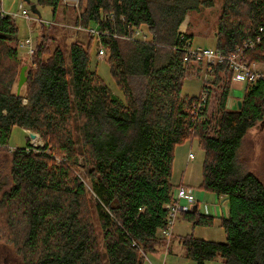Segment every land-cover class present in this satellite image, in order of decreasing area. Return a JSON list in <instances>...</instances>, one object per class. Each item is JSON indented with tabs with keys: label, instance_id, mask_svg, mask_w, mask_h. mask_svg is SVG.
Instances as JSON below:
<instances>
[{
	"label": "trees",
	"instance_id": "1",
	"mask_svg": "<svg viewBox=\"0 0 264 264\" xmlns=\"http://www.w3.org/2000/svg\"><path fill=\"white\" fill-rule=\"evenodd\" d=\"M60 2L35 4L54 13ZM78 2L77 22L98 28L97 43L107 51L104 60L121 97L90 67L92 38L70 43L69 66L60 47L36 39L16 93L18 29L10 16H0L1 147L14 126L36 132L43 142L10 150L11 185L0 207L18 264H146V254L163 241L174 147L192 138L205 153L202 187L226 198L227 215L220 221L224 242L184 236L185 256L196 264L215 257L224 264H264V182L237 161L247 131L257 122L264 126V80L246 86L241 106L228 109L233 71L220 62L211 68L204 104L196 107L201 92L182 93L187 68L203 70L204 64L184 60L192 35L179 27L188 11L211 2ZM142 25L150 39L121 44L119 38H131ZM214 36V49L223 54L260 36L242 57L264 70V0H224ZM211 96L215 105L208 112ZM79 153L85 179L77 172ZM184 215L212 222L197 210Z\"/></svg>",
	"mask_w": 264,
	"mask_h": 264
},
{
	"label": "rangeland",
	"instance_id": "2",
	"mask_svg": "<svg viewBox=\"0 0 264 264\" xmlns=\"http://www.w3.org/2000/svg\"><path fill=\"white\" fill-rule=\"evenodd\" d=\"M211 2V5L205 7L200 6L196 11H188L182 21L179 31L186 32L192 35L191 48H214L216 25L218 17L221 13V6L224 0H203ZM0 9L13 17L12 14L19 13L22 5L23 8L29 11L32 18H39L43 24L33 20L30 24V31L27 21L21 17H13L15 25L18 29L19 41L24 40L30 36L33 45H36V39L43 38L45 42L52 43L53 47L58 46L63 52V56L67 66L70 64L69 60V45L73 41H80L84 44L91 39L90 45V67L95 69L96 73L101 77L103 82L120 97L122 94L116 87L111 74L108 62L104 60L107 56V51L104 50V55L99 56L100 45L97 43L96 36L85 31V28L77 22V16L82 11L81 4L77 1L61 0L59 6L53 13L52 8L47 6L37 5L39 15L30 11V5L35 4L36 0H0ZM81 27V29H79ZM140 34L145 35L146 39H150V35L146 26H141L138 30ZM133 37H140L139 34H134L131 38H119L122 45L128 40H134ZM18 41V43H19ZM17 43V44H18ZM19 48V46H18ZM103 48V47H102ZM21 63L18 67L17 81L19 71L22 65L29 64V58L24 49H18ZM261 66V65H260ZM26 73V70H25ZM26 75V74H25ZM204 73L202 68L191 66L187 68V77L182 84V93L184 95L192 96L198 95L201 92L202 79ZM209 77V76H208ZM210 78V77H209ZM17 83V82H16ZM212 89V88H211ZM21 90V89H20ZM216 89L213 88V92ZM242 97L243 91L230 92L231 98ZM208 112L215 105L213 96L208 101ZM76 122V121H75ZM30 130V129H28ZM75 128V135L77 134ZM36 134L37 145H42L43 142L39 135ZM32 138L29 133L18 126H14L7 140L6 147H0V199L6 189L8 183L11 185L10 172V150L16 147H24L30 144ZM77 149L80 148V142L76 141ZM191 154V156H189ZM204 150L196 138L187 139L184 142L177 144L173 150V160L171 165L172 185L175 186L183 184L187 188H191L195 202L198 203L197 211H202V206H208L212 222L209 224L194 223L186 215L179 214L172 226V235L169 240H164L157 246L155 252L146 254V264H196V262L185 256V251L182 246V237L191 235L195 238H201L216 242L225 241V233L221 227V208H227L226 201L222 199L223 196H218L213 192L207 191L202 187V165L204 159ZM237 161L243 170H250L255 173L264 182V126L257 122L251 127L238 151ZM78 168L77 172L85 179V166L82 155L78 154ZM226 205V206H225ZM4 209L0 207V264H18L19 254L15 246L7 241L5 236L8 232L4 229ZM105 264H107L105 262ZM204 264H224L220 257H215L206 260Z\"/></svg>",
	"mask_w": 264,
	"mask_h": 264
},
{
	"label": "built area",
	"instance_id": "3",
	"mask_svg": "<svg viewBox=\"0 0 264 264\" xmlns=\"http://www.w3.org/2000/svg\"><path fill=\"white\" fill-rule=\"evenodd\" d=\"M77 2L78 0H70ZM21 8V11L19 13L12 14L13 17L21 16L23 17L28 24V28L30 27L31 21L36 20L38 23L43 24L40 17L35 19L32 18L29 15V11L22 7V5H19ZM10 16L8 14H5L2 9H0V16ZM13 18L12 16H10ZM81 29V27H79ZM88 31V33L98 36L100 34L98 28L96 26L88 27L85 29ZM29 33H31L29 28ZM135 34H139L141 39H145V35L140 34L138 31L135 32ZM260 36H255L254 38H248L245 41H243L242 45L237 47L233 52H230L228 54H223L222 52L215 50L214 48H189L186 51L184 60L187 61L189 58H193L195 60L203 61L204 68L202 72L204 73L203 79H202V85L203 89L200 94V99L197 103L196 107H200V105L204 104L207 98V90L210 84V72L211 68L220 63V62H226L229 66V68L233 71L232 78L234 80L242 82L241 89L244 90L246 86H248L251 83H254L258 79L264 80V70L260 66V64L252 61L249 62L242 57V52L247 49H253L256 44L259 42ZM18 46L20 49H24L25 53L30 56L32 54L34 45L33 41L30 36L26 37L24 40L19 41ZM99 56L104 55V50L100 46L99 49ZM209 76V77H208ZM27 132L30 135V130H27ZM34 133V132H32ZM37 137L35 136V139H32V142L29 144L28 149H34L40 145H37L35 142H37ZM1 147V144H0ZM6 147V146H4ZM12 150V149H11ZM191 156V154L189 155ZM226 201V198L223 196L221 197ZM193 204L198 203L195 202L194 196L192 194L191 188H187L182 184H179L175 186V188L172 191L171 200L163 205L164 209L166 210V223L165 227L163 229L159 230V236L164 240H169V238L172 235V226L178 217L179 214H184L185 212H188L192 209ZM226 206V205H225ZM222 216L227 215V208H221Z\"/></svg>",
	"mask_w": 264,
	"mask_h": 264
},
{
	"label": "crops",
	"instance_id": "4",
	"mask_svg": "<svg viewBox=\"0 0 264 264\" xmlns=\"http://www.w3.org/2000/svg\"><path fill=\"white\" fill-rule=\"evenodd\" d=\"M241 87H242V82L237 81V80H234L233 78H231L230 92H232L233 90L234 91H243L241 89ZM238 99H241V97L240 96H237V98H231L230 97V94H229V96L227 97V100H226V107L228 109H234V108H236L237 107V100ZM22 129H24V128H22ZM24 130L27 132L26 129H24ZM199 214H202V215H205V216L209 215L210 214V210H209L208 206H202V211L199 212Z\"/></svg>",
	"mask_w": 264,
	"mask_h": 264
},
{
	"label": "water",
	"instance_id": "5",
	"mask_svg": "<svg viewBox=\"0 0 264 264\" xmlns=\"http://www.w3.org/2000/svg\"><path fill=\"white\" fill-rule=\"evenodd\" d=\"M24 1L28 2L29 0H24ZM30 11L32 13H34V14L39 15V11H38V9L36 7V4H31L30 5ZM26 68H27V65H22L21 68H20L19 76H18V81H17V86H16V93H19L21 86L23 85V83L26 80V75H25ZM240 106H241V99H238L237 100V107H240ZM35 136H36L35 133L30 132V137L32 139H35ZM191 210L192 211L197 210V204H193Z\"/></svg>",
	"mask_w": 264,
	"mask_h": 264
},
{
	"label": "bare ground",
	"instance_id": "6",
	"mask_svg": "<svg viewBox=\"0 0 264 264\" xmlns=\"http://www.w3.org/2000/svg\"><path fill=\"white\" fill-rule=\"evenodd\" d=\"M14 20V19H13ZM32 23V22H31ZM86 31V30H85ZM129 37V36H128ZM32 39V38H31ZM91 43V42H90ZM34 50V49H33ZM186 213V212H185Z\"/></svg>",
	"mask_w": 264,
	"mask_h": 264
}]
</instances>
